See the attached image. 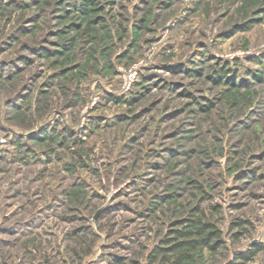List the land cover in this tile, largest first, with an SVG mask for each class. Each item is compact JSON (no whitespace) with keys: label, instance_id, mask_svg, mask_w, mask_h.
Segmentation results:
<instances>
[{"label":"rangeland","instance_id":"374dc122","mask_svg":"<svg viewBox=\"0 0 264 264\" xmlns=\"http://www.w3.org/2000/svg\"><path fill=\"white\" fill-rule=\"evenodd\" d=\"M82 2L0 0V264H264V0Z\"/></svg>","mask_w":264,"mask_h":264},{"label":"trees","instance_id":"16d2710c","mask_svg":"<svg viewBox=\"0 0 264 264\" xmlns=\"http://www.w3.org/2000/svg\"><path fill=\"white\" fill-rule=\"evenodd\" d=\"M94 0H84L82 10L94 5ZM229 69L221 67L214 77L217 84L229 83ZM238 222L237 225H240ZM222 232L204 216V212L194 208L187 217H183L171 225L167 233L154 244L147 254V264H192L195 255L207 249L216 252L222 245ZM261 248H251L247 252L237 253L234 258L240 259L231 264H241L251 260Z\"/></svg>","mask_w":264,"mask_h":264},{"label":"built area","instance_id":"2783aa9c","mask_svg":"<svg viewBox=\"0 0 264 264\" xmlns=\"http://www.w3.org/2000/svg\"><path fill=\"white\" fill-rule=\"evenodd\" d=\"M130 77V76H129Z\"/></svg>","mask_w":264,"mask_h":264}]
</instances>
